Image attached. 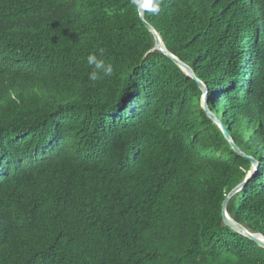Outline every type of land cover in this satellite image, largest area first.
Segmentation results:
<instances>
[{"label":"trees","instance_id":"1","mask_svg":"<svg viewBox=\"0 0 264 264\" xmlns=\"http://www.w3.org/2000/svg\"><path fill=\"white\" fill-rule=\"evenodd\" d=\"M139 7L0 0V264H264V0Z\"/></svg>","mask_w":264,"mask_h":264},{"label":"water","instance_id":"2","mask_svg":"<svg viewBox=\"0 0 264 264\" xmlns=\"http://www.w3.org/2000/svg\"><path fill=\"white\" fill-rule=\"evenodd\" d=\"M144 8H143V0H140V7H139V15L142 19V12H143ZM143 24L145 25V27L153 34L154 39H155V46L156 48L164 53L165 55H167L174 63H176L187 75H189L190 77L193 78V80L198 84V86L200 87V89L202 91H204L205 94H207V90L206 88L194 77L193 72L184 64L178 62L175 58H173L172 56H170L163 48H162V44L160 39L158 38V36L156 35V33L154 32V30L152 29V27L147 24L146 22H144V20L142 19ZM203 107L206 110V98L204 99V103H203ZM213 119V117H211ZM233 149L240 154V152L233 146ZM256 166V164H254ZM248 181V180H247ZM246 184V182L242 183L241 185L237 186L235 189H233L225 198L223 204H222V216H223V220L224 223L230 227L231 229H234L236 231H238L239 233L247 236L251 241L255 242L257 245H259L260 247L264 248V239L261 238L258 235H252L249 234L248 232H246L242 226H240L239 224L233 222L227 215L226 213V205L228 203V201L236 194L238 193L243 186Z\"/></svg>","mask_w":264,"mask_h":264},{"label":"clouds","instance_id":"3","mask_svg":"<svg viewBox=\"0 0 264 264\" xmlns=\"http://www.w3.org/2000/svg\"><path fill=\"white\" fill-rule=\"evenodd\" d=\"M155 10L158 11V6ZM86 63L91 69L88 72L90 81L99 82L106 77H111L114 73L112 63L103 58V49L100 50L99 56L96 53L89 54L86 58Z\"/></svg>","mask_w":264,"mask_h":264}]
</instances>
